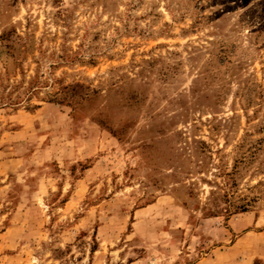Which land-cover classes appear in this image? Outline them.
<instances>
[{
    "label": "rangeland",
    "instance_id": "rangeland-1",
    "mask_svg": "<svg viewBox=\"0 0 264 264\" xmlns=\"http://www.w3.org/2000/svg\"><path fill=\"white\" fill-rule=\"evenodd\" d=\"M0 264H264V0H0Z\"/></svg>",
    "mask_w": 264,
    "mask_h": 264
}]
</instances>
